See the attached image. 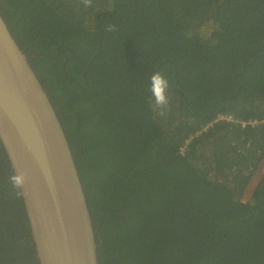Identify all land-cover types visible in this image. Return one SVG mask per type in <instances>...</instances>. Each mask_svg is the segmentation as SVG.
<instances>
[{"label":"trees","instance_id":"obj_1","mask_svg":"<svg viewBox=\"0 0 264 264\" xmlns=\"http://www.w3.org/2000/svg\"><path fill=\"white\" fill-rule=\"evenodd\" d=\"M0 15L65 132L98 264H264V167L241 200L264 160V0H0ZM12 175L0 142V264H39Z\"/></svg>","mask_w":264,"mask_h":264},{"label":"water","instance_id":"obj_2","mask_svg":"<svg viewBox=\"0 0 264 264\" xmlns=\"http://www.w3.org/2000/svg\"><path fill=\"white\" fill-rule=\"evenodd\" d=\"M0 142L23 174L22 203L39 264H98L83 187L62 125L0 15Z\"/></svg>","mask_w":264,"mask_h":264},{"label":"clouds","instance_id":"obj_3","mask_svg":"<svg viewBox=\"0 0 264 264\" xmlns=\"http://www.w3.org/2000/svg\"><path fill=\"white\" fill-rule=\"evenodd\" d=\"M82 2L85 6H91L92 4V0H82ZM107 30H114V25H108ZM168 89L169 80L161 72H154L149 77L147 91L150 93V100L152 102L151 106L157 112V114L161 116L164 115L165 112L168 110ZM9 180L12 185V188L16 190L15 195L18 197L23 195V192L21 191L24 183L23 174L21 173L12 175Z\"/></svg>","mask_w":264,"mask_h":264},{"label":"rangeland","instance_id":"obj_4","mask_svg":"<svg viewBox=\"0 0 264 264\" xmlns=\"http://www.w3.org/2000/svg\"><path fill=\"white\" fill-rule=\"evenodd\" d=\"M263 167H264V160L262 162H260L255 170V172L252 174L248 185L246 186L244 193L241 196V200L243 201H247L250 193L252 191V187L254 185V183L256 182V180L259 178V176L261 175L262 171H263Z\"/></svg>","mask_w":264,"mask_h":264},{"label":"built area","instance_id":"obj_5","mask_svg":"<svg viewBox=\"0 0 264 264\" xmlns=\"http://www.w3.org/2000/svg\"><path fill=\"white\" fill-rule=\"evenodd\" d=\"M226 119H227V120H230V121L233 120L231 116H227ZM242 124H244V123H242Z\"/></svg>","mask_w":264,"mask_h":264}]
</instances>
